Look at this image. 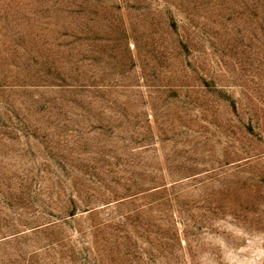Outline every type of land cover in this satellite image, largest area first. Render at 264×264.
I'll list each match as a JSON object with an SVG mask.
<instances>
[{"label":"rangeland","instance_id":"374dc122","mask_svg":"<svg viewBox=\"0 0 264 264\" xmlns=\"http://www.w3.org/2000/svg\"><path fill=\"white\" fill-rule=\"evenodd\" d=\"M0 264H264V0H0Z\"/></svg>","mask_w":264,"mask_h":264},{"label":"bare ground","instance_id":"6f19581e","mask_svg":"<svg viewBox=\"0 0 264 264\" xmlns=\"http://www.w3.org/2000/svg\"><path fill=\"white\" fill-rule=\"evenodd\" d=\"M27 229V228H26Z\"/></svg>","mask_w":264,"mask_h":264}]
</instances>
